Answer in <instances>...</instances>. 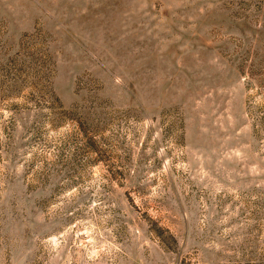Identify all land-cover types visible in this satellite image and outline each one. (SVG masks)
Wrapping results in <instances>:
<instances>
[{
  "label": "rangeland",
  "instance_id": "1",
  "mask_svg": "<svg viewBox=\"0 0 264 264\" xmlns=\"http://www.w3.org/2000/svg\"><path fill=\"white\" fill-rule=\"evenodd\" d=\"M0 264H264V0H0Z\"/></svg>",
  "mask_w": 264,
  "mask_h": 264
}]
</instances>
